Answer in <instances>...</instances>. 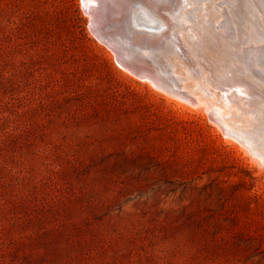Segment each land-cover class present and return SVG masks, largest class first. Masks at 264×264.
Masks as SVG:
<instances>
[{"label":"rangeland","instance_id":"rangeland-1","mask_svg":"<svg viewBox=\"0 0 264 264\" xmlns=\"http://www.w3.org/2000/svg\"><path fill=\"white\" fill-rule=\"evenodd\" d=\"M88 20L0 0V264H264V177Z\"/></svg>","mask_w":264,"mask_h":264},{"label":"bare ground","instance_id":"bare-ground-1","mask_svg":"<svg viewBox=\"0 0 264 264\" xmlns=\"http://www.w3.org/2000/svg\"><path fill=\"white\" fill-rule=\"evenodd\" d=\"M81 4L124 76L200 119L264 177V0Z\"/></svg>","mask_w":264,"mask_h":264}]
</instances>
